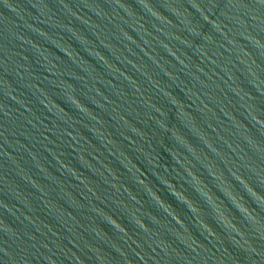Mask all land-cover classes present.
<instances>
[{"label":"water","instance_id":"obj_1","mask_svg":"<svg viewBox=\"0 0 264 264\" xmlns=\"http://www.w3.org/2000/svg\"><path fill=\"white\" fill-rule=\"evenodd\" d=\"M0 264H264V0H0Z\"/></svg>","mask_w":264,"mask_h":264}]
</instances>
